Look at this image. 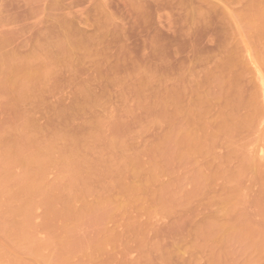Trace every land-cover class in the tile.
Listing matches in <instances>:
<instances>
[{
  "label": "rangeland",
  "instance_id": "1",
  "mask_svg": "<svg viewBox=\"0 0 264 264\" xmlns=\"http://www.w3.org/2000/svg\"><path fill=\"white\" fill-rule=\"evenodd\" d=\"M0 264H264V0H0Z\"/></svg>",
  "mask_w": 264,
  "mask_h": 264
}]
</instances>
